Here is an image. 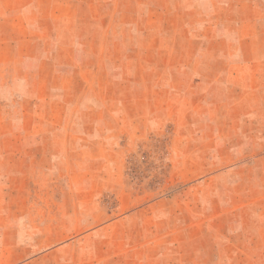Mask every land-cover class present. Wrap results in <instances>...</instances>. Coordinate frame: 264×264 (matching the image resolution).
<instances>
[{
	"label": "rangeland",
	"instance_id": "obj_1",
	"mask_svg": "<svg viewBox=\"0 0 264 264\" xmlns=\"http://www.w3.org/2000/svg\"><path fill=\"white\" fill-rule=\"evenodd\" d=\"M0 264H264V0H0Z\"/></svg>",
	"mask_w": 264,
	"mask_h": 264
}]
</instances>
